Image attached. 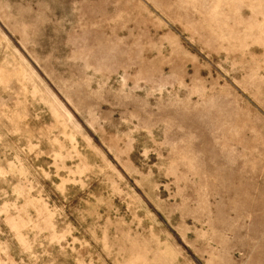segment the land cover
<instances>
[{
    "label": "rangeland",
    "instance_id": "rangeland-1",
    "mask_svg": "<svg viewBox=\"0 0 264 264\" xmlns=\"http://www.w3.org/2000/svg\"><path fill=\"white\" fill-rule=\"evenodd\" d=\"M0 264H264V0H0Z\"/></svg>",
    "mask_w": 264,
    "mask_h": 264
}]
</instances>
